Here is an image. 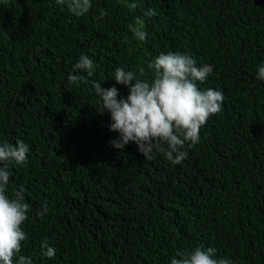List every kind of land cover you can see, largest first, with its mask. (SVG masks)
I'll return each instance as SVG.
<instances>
[{
    "label": "trees",
    "instance_id": "16d2710c",
    "mask_svg": "<svg viewBox=\"0 0 264 264\" xmlns=\"http://www.w3.org/2000/svg\"><path fill=\"white\" fill-rule=\"evenodd\" d=\"M92 3L77 17L55 0H0V141L30 147L9 184V195L23 186L31 207L20 254L33 264H170L203 244L233 264H264V0ZM136 18L143 42L127 28ZM177 50L213 66L198 86L223 92L222 111L180 164L159 152L145 159L133 142L114 148L118 133L91 84L68 83L73 64L88 55L98 64L89 80L108 88L117 66L150 80L149 62Z\"/></svg>",
    "mask_w": 264,
    "mask_h": 264
},
{
    "label": "clouds",
    "instance_id": "9594fccd",
    "mask_svg": "<svg viewBox=\"0 0 264 264\" xmlns=\"http://www.w3.org/2000/svg\"><path fill=\"white\" fill-rule=\"evenodd\" d=\"M55 3L77 17L86 15L93 8L92 0H55ZM129 7L135 9L137 3H130ZM154 14L153 9H148L144 16ZM106 15V10L101 9L93 19L103 20ZM145 27L142 18L127 25L140 42L148 36ZM97 68L93 59L81 54L67 77L68 83L91 84L100 98L98 111L107 110L111 120L109 129L118 133V138L109 143L121 151L133 142L145 159L150 160L159 152L172 164H180L188 156L185 145L197 144L201 128L211 116L222 111L223 92L215 88L202 90L198 86L207 80L213 66L198 65L188 52H160L148 64L153 70L150 80L142 78L145 75L143 68L136 72L117 66L112 76L115 84L108 88L102 87L99 81L89 80ZM256 78L264 80V62L258 65ZM117 84L127 88V96L120 95ZM29 153L30 147L22 139L15 143L0 141V264H33L31 257L20 254L23 242L28 239L23 225L31 211L25 200V189L21 186L9 195L11 165H27ZM47 212L45 203L36 214L43 219ZM41 249L44 256H55V248L48 239L41 242ZM170 264H233V261L218 256L214 247L199 244L191 249L177 250Z\"/></svg>",
    "mask_w": 264,
    "mask_h": 264
}]
</instances>
